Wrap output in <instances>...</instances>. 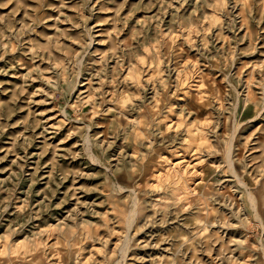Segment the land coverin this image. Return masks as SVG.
<instances>
[{"label":"rangeland","instance_id":"1","mask_svg":"<svg viewBox=\"0 0 264 264\" xmlns=\"http://www.w3.org/2000/svg\"><path fill=\"white\" fill-rule=\"evenodd\" d=\"M0 264H264V0H0Z\"/></svg>","mask_w":264,"mask_h":264}]
</instances>
